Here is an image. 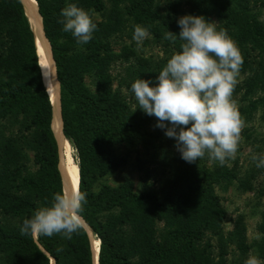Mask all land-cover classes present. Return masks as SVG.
<instances>
[{"label": "trees", "instance_id": "1", "mask_svg": "<svg viewBox=\"0 0 264 264\" xmlns=\"http://www.w3.org/2000/svg\"><path fill=\"white\" fill-rule=\"evenodd\" d=\"M65 1L36 0L60 87L62 131L75 150L79 185L86 193L82 215L99 247L98 264H224V243L219 245L216 261L212 252L204 254L197 246L203 229L213 230L220 221L212 184L236 179L232 169L207 171L203 164L204 183L186 188V175L203 167L193 170L196 162L188 163L180 153L165 149L160 157L169 175L158 177L162 198L155 191L137 193L127 184H104L97 192L92 189L99 177L120 166L117 145L134 144L139 137L151 143L157 137L145 128L148 116L131 107L130 100L135 98L131 84L138 78L155 83L182 42L165 40L168 55L152 65L139 57L113 53L109 38L123 24L118 12L110 10L106 23L92 17L97 30L76 49L75 38L57 22ZM106 1L69 0L68 4L75 3L91 15L92 9L103 11ZM194 4L197 14L206 19L215 12L222 28L241 48L244 88L251 93L264 91V22L253 10L255 4L250 0H194ZM24 7L21 0H0V264H93L86 229L74 233L71 240L61 235L33 238L19 232L24 219L50 203L63 186L59 146L52 130L56 114ZM127 10L157 38L167 30L180 31L171 15L153 8L152 0H129ZM117 63L122 64V71L113 76ZM85 76L94 90L85 83ZM251 100L248 107L255 109L258 103ZM258 101L264 104V95ZM27 151H32V159ZM250 179L237 178L239 186L247 189L253 188ZM156 220L169 226L165 235H157ZM239 247L248 249L244 244Z\"/></svg>", "mask_w": 264, "mask_h": 264}, {"label": "clouds", "instance_id": "2", "mask_svg": "<svg viewBox=\"0 0 264 264\" xmlns=\"http://www.w3.org/2000/svg\"><path fill=\"white\" fill-rule=\"evenodd\" d=\"M57 22L78 45L87 44L97 30L90 12L75 3L61 10ZM177 24L179 33L167 30L164 38L173 43L179 39L181 50L167 60L155 83L138 78L131 84V91L138 108L156 117L155 126L175 140V148L184 161L195 163L207 156L210 162L224 166L236 158L246 127L233 99L243 55L227 30H218L215 21L183 15ZM149 37L147 28L134 26L133 40L138 48ZM251 159L257 168L264 167V154L254 153ZM86 203V193L72 180L53 194L50 203L24 219L20 235L33 238L61 235L71 240L74 233L79 234L87 227L82 215ZM245 264L264 261L250 256Z\"/></svg>", "mask_w": 264, "mask_h": 264}, {"label": "rangeland", "instance_id": "3", "mask_svg": "<svg viewBox=\"0 0 264 264\" xmlns=\"http://www.w3.org/2000/svg\"><path fill=\"white\" fill-rule=\"evenodd\" d=\"M68 2L69 0L65 1V7L68 5ZM250 2L252 5L255 4L253 10L258 13V18L264 22V0H250ZM152 3L153 8H156L159 12L163 14L167 12L171 15L172 20L177 26L178 18L183 15L199 16L194 8V0H152ZM128 6L129 0H118L115 3L107 0L106 8L103 11L92 9L91 15L93 18L106 23V15L110 10L113 14L118 12L123 26L109 38L110 51L116 54L123 53V55L127 54L132 57H139L145 63L152 65V63L168 55L163 45L166 39L163 35L161 38H157L148 30L150 37L143 42L142 47L138 48L136 42L133 40L134 26L141 25L145 28L147 27L142 21H137L132 14L127 12ZM207 20L215 21L218 30L222 28L221 21L215 12H212V15ZM231 35L229 36L233 39ZM81 48L82 45L76 44V49ZM121 65L117 63L113 67V76L122 71ZM244 77L245 74L240 72L238 77L239 83L233 94V99L237 103L239 112L246 122V127L242 132L243 141L240 144L236 158L221 166L218 162H210L207 156H205V158L198 160L193 167V170L203 167L201 172H190L186 175L183 184L186 188L193 187L197 182L203 184L205 181L203 172L206 171L203 164H205L207 171L220 167L222 169H232L236 173V179L220 180L219 183L212 184L213 191L211 190V193L217 197V208L221 211L220 221L217 228L213 230L208 228L203 229L199 245L197 246L198 250L204 254L212 252L211 255L214 261H216L218 260L217 252L220 249L219 245L220 243H224V264H245V261L250 256H256L261 261H264V167L257 168L251 159L254 153L264 154V104L258 101V98L264 95V91L251 93L243 86ZM84 81L88 87L94 90L95 85L88 76L84 77ZM112 84L115 87L117 80ZM124 91L126 92V90ZM127 94L130 95L131 93ZM133 99V102L130 100L131 107L136 109L138 104L135 98ZM249 99H256L255 102L258 105L255 109H252L251 106L248 107ZM138 110L144 113L140 108ZM147 116L150 121L146 123L145 128L156 134L157 137H152L153 141L151 143L147 139H144V137H139L134 144L117 145L116 154L121 159L120 166L114 172L99 177L93 182L92 189L95 192L99 191L100 187L104 184L112 187L127 184L128 187L137 193L155 191L162 198L158 177H161L163 174L165 175L167 171L162 165L161 150L168 149L176 153L179 152L175 148V140L166 137L163 129L155 126L157 118ZM158 131H160L161 135L158 134ZM152 145L155 147H152ZM157 146H161L162 149ZM155 151L158 152L156 153L157 155L154 154ZM27 152L28 157L32 159V151ZM71 153L72 160L74 157L76 161L75 150L72 145ZM247 176L251 177L252 189L240 187L238 184L237 178L244 179ZM155 227L158 236L165 235L169 229V226L163 220H156ZM241 244L247 245L248 249L242 251L239 247Z\"/></svg>", "mask_w": 264, "mask_h": 264}, {"label": "bare ground", "instance_id": "4", "mask_svg": "<svg viewBox=\"0 0 264 264\" xmlns=\"http://www.w3.org/2000/svg\"><path fill=\"white\" fill-rule=\"evenodd\" d=\"M22 1L27 10V13L29 14L32 23L31 26H33V29L35 31L36 46H37L38 54L40 56L39 59L40 64L46 72V77L43 74V78H44L43 80L45 81L46 84L45 86H47L52 101V106H53L52 108H54L56 114L54 123H53L54 116H52V129H54V133L59 146V155H60L59 169L61 172L62 181L64 182L63 185H67L72 180H75L79 183V171L72 160L71 144L70 141L64 136V133L62 131V119L59 116L60 87L58 85V80L56 78V68H55V62L52 58L51 45L44 34L43 26H42V18L38 12V5L36 0H22ZM86 230L88 231L92 244L93 264H98L99 247H97V243L95 242L93 234L88 226L86 227Z\"/></svg>", "mask_w": 264, "mask_h": 264}, {"label": "water", "instance_id": "5", "mask_svg": "<svg viewBox=\"0 0 264 264\" xmlns=\"http://www.w3.org/2000/svg\"><path fill=\"white\" fill-rule=\"evenodd\" d=\"M22 1V0H21ZM22 3H23V1H22ZM24 9H25V7H24ZM49 94V93H48ZM50 96V95H49ZM51 100V99H50ZM59 102H60V97H59ZM51 104H52V101H51ZM53 107V106H52ZM53 109V108H52ZM52 113H53V111H52ZM53 115V114H52ZM59 116L61 117V107H60V111H59ZM62 119V118H61ZM53 131H54V129H52ZM55 134V133H54ZM63 184H64V182H63ZM87 226L89 227V229L91 230V228H90V226L87 224ZM92 231V230H91ZM92 262H93V253H92Z\"/></svg>", "mask_w": 264, "mask_h": 264}]
</instances>
